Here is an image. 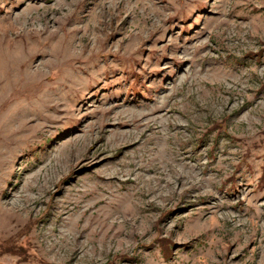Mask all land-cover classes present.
<instances>
[{"label":"rangeland","instance_id":"rangeland-1","mask_svg":"<svg viewBox=\"0 0 264 264\" xmlns=\"http://www.w3.org/2000/svg\"><path fill=\"white\" fill-rule=\"evenodd\" d=\"M0 264H264V0H0Z\"/></svg>","mask_w":264,"mask_h":264},{"label":"bare ground","instance_id":"bare-ground-1","mask_svg":"<svg viewBox=\"0 0 264 264\" xmlns=\"http://www.w3.org/2000/svg\"><path fill=\"white\" fill-rule=\"evenodd\" d=\"M144 124V123H143ZM139 125V124H138ZM146 125V124H145Z\"/></svg>","mask_w":264,"mask_h":264}]
</instances>
